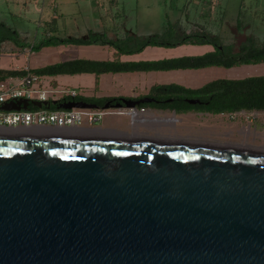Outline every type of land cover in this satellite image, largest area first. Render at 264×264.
Listing matches in <instances>:
<instances>
[{"label":"water","instance_id":"water-1","mask_svg":"<svg viewBox=\"0 0 264 264\" xmlns=\"http://www.w3.org/2000/svg\"><path fill=\"white\" fill-rule=\"evenodd\" d=\"M30 106L47 104L1 109ZM75 131L0 135V264H264L263 151L69 138Z\"/></svg>","mask_w":264,"mask_h":264},{"label":"rangeland","instance_id":"rangeland-1","mask_svg":"<svg viewBox=\"0 0 264 264\" xmlns=\"http://www.w3.org/2000/svg\"><path fill=\"white\" fill-rule=\"evenodd\" d=\"M0 0V22L10 25L23 40L40 41L44 39L46 24L54 14L62 17L57 36L61 38L82 39L78 29L101 28L109 39L124 38L125 27L133 30V34L143 38L165 32L169 24L180 22L182 27L189 24L206 25L209 32L215 34L219 25L220 12L227 11L229 17L237 13L241 0ZM247 7H258L257 16L247 9L241 18L252 24L254 38L261 43L264 40V28L259 26L264 19V0H247ZM166 6V7H165ZM252 6V7H251ZM169 7L171 8L169 12ZM211 18L210 21L205 16ZM181 18L179 21L176 18ZM264 24V20L262 21ZM123 28V29H122ZM216 28V29H215ZM185 30V28H183ZM74 34V35H73ZM76 34V35H75ZM114 38H111L112 35ZM111 35V36H110ZM224 44H231L233 37L225 33L222 35ZM243 38V37H242ZM235 40V38H234ZM237 43V42H236ZM239 44V43H237ZM92 45H66L45 48L34 52L26 50L18 53L11 44L0 49V70L12 71L27 65L37 70L49 65L64 61L92 60L121 62H148L164 59L197 57L214 51L212 46H179L175 48L149 47L140 54L117 57L115 50ZM26 55L28 58H26ZM264 76V64L237 66L231 69L223 67H209L196 71H162V72H133V73H105L60 75L48 77L45 89L74 90L80 96H107L120 99H143L151 93L155 86L178 84L190 89L201 88L207 83L218 80H239L248 77ZM145 112H150L146 110ZM156 113L157 121L153 125L141 127L139 130L153 136L154 133H163L169 138L186 140L195 144L211 146L239 147L242 146L240 135L231 130L217 126L213 120L218 116L202 115L203 113L189 112L174 115L164 112L168 116L162 117L160 111ZM230 119L232 116H228ZM230 119V120H231ZM129 117H121L122 129ZM150 122V121H149ZM150 122V123H151ZM144 125L145 122H142ZM138 126H141L140 124Z\"/></svg>","mask_w":264,"mask_h":264},{"label":"trees","instance_id":"trees-1","mask_svg":"<svg viewBox=\"0 0 264 264\" xmlns=\"http://www.w3.org/2000/svg\"><path fill=\"white\" fill-rule=\"evenodd\" d=\"M204 17V16H203ZM208 17L205 16V19ZM206 19V20H207ZM209 20V19H208ZM210 21V20H209ZM182 27L180 22L169 24L162 34L147 37H137L126 34L121 39H109L101 33H90L87 39L61 38L57 36L56 20L46 24L47 36L40 41L25 42L21 37L5 25H0V49L3 45L12 44L19 51H38L43 48L66 45H92L99 44L115 50L117 57L140 54L149 47L175 48L179 46H212L214 51L197 57H181L148 62H121L74 60L49 65L37 70H0V81L11 77H23L27 74L44 77L60 75L105 73H133V72H162V71H196L209 67H223L231 69L237 66H250L264 64V40L259 43L254 37L248 38L238 49L234 44H224L220 35L209 32L206 25L189 24ZM185 28V30H183ZM149 98L160 103L144 104L142 109L152 108L161 111H175L176 114L189 112L205 113L210 115L234 114L241 111L264 112V76L248 77L239 80L218 79L207 83L201 88L190 89L178 84L159 85L152 88ZM186 99L199 100L202 105H189ZM79 101L96 104L101 108L111 103L117 104L120 98H95L78 95L65 101ZM132 100V99H128ZM172 100V103L166 101ZM31 109H36L31 107ZM56 110V105H51Z\"/></svg>","mask_w":264,"mask_h":264},{"label":"built area","instance_id":"built-area-1","mask_svg":"<svg viewBox=\"0 0 264 264\" xmlns=\"http://www.w3.org/2000/svg\"><path fill=\"white\" fill-rule=\"evenodd\" d=\"M24 71L28 72L29 69ZM48 77L27 74L23 77H11L0 81V135H21V136H48L53 130L76 129L83 130L91 127L107 116H128L131 122L135 119L134 112H145L142 110L130 109H72L52 110L54 102H63L65 99L75 98L79 94L74 90L45 89ZM46 103L41 109L4 111L1 107L18 101ZM72 100H69L70 102ZM241 112L231 114L232 118L241 116Z\"/></svg>","mask_w":264,"mask_h":264},{"label":"crops","instance_id":"crops-1","mask_svg":"<svg viewBox=\"0 0 264 264\" xmlns=\"http://www.w3.org/2000/svg\"><path fill=\"white\" fill-rule=\"evenodd\" d=\"M246 1L247 0H241L238 11L233 16L229 17L226 10H224V12L223 11L220 12L221 17L218 20L219 25H217V27H216L218 29V31L215 34L220 35L221 37L225 33H227V35L228 34L231 35V37H233V42H230V43L234 44L237 49L243 43H245L248 38L254 37L253 32H251L252 24L250 22H247L245 20V18H241L242 13L245 12L247 9H250V11H252V13L255 14V16H257V13L261 11L260 8H258V7H252V6H251L252 8L247 7ZM166 2H167V0L164 2L165 5H166ZM170 10H171V8L169 7V12H170ZM201 16L207 17V14H203ZM61 19H62V17L59 16L58 14H54V16L51 19V20H56L58 31H60L59 24L61 22ZM180 19L181 18H179V17L176 18L177 21H179ZM210 19L211 18L209 17V20ZM260 20H261V22H260L259 26L264 28V24L262 22L264 19L262 18ZM0 25L7 26L10 30L17 33L21 37V39L23 38V34L22 35L19 34V32H17L10 25L4 24L2 21L0 22ZM122 27L126 29L125 30L126 34H130L132 36L134 35L132 32L133 30L126 28L125 24H123ZM78 33H80L82 39H87L89 37L90 33H101V34L107 35L105 30L104 29L102 30L101 28H99V29L95 28V30L88 28V29H85L84 32H81L80 29H78ZM71 37L76 38L75 36H71ZM114 37H115V35L111 36V38H114ZM234 38H235V40H234ZM256 40L258 41V39H256ZM23 41H25V40H23ZM25 42H27V41H25ZM30 42H32V41H30ZM236 42L239 44H237ZM8 45H10V44L7 43V44L3 45L2 48H4L5 46H8ZM45 49L49 50L51 48H45ZM15 50L19 54L21 53V51H19L15 47H14V49L10 50L9 52H13ZM28 52L30 53V51H28ZM26 58H28L27 55H26ZM76 60H80V59H76ZM90 61H92V60H90ZM64 62H68V60L64 61ZM60 63H63V62H60ZM25 69L33 70L31 68V66H29V65H27L21 69H15V70H25ZM86 97L110 98V96L109 97H107V96L96 97V96H92V95L86 96ZM113 98H116V97H113ZM131 99H134V98H131ZM135 99H137V98H135ZM149 111L150 112H138V113L134 112V117H135V119H138L139 121L145 122L143 127L151 128V126L153 125L152 122L155 123V121H157L158 119H157V117H155V115H157L156 113H151V111H156V110H149ZM241 113H242L241 116H239L235 119L230 118L231 120L228 118V116H230L228 114L214 115V116H218V117H217V119L213 120V123H215L217 126L224 127V128L231 130L232 133H237L238 135H240V137H242L241 138L242 146H239V147L264 152V112L241 111ZM160 114L162 117L168 116L166 113H160ZM202 115L207 116L210 114L203 113ZM121 117H124V116H118V117L107 116L103 119V121H101V122H99V123H97L91 127L84 128V131L83 130L82 131H80V130L75 131L72 135L69 136V138L100 139L101 137L99 138L96 134H94V133L88 134L86 132L87 131H89V132L90 131H92V132L93 131L104 132V131H110L113 129L125 131V130H128L129 128H131V118H129V121L126 124V126L128 128L122 129ZM149 121L150 122L152 121V122L150 123Z\"/></svg>","mask_w":264,"mask_h":264},{"label":"flooded vegetation","instance_id":"flooded-vegetation-1","mask_svg":"<svg viewBox=\"0 0 264 264\" xmlns=\"http://www.w3.org/2000/svg\"><path fill=\"white\" fill-rule=\"evenodd\" d=\"M145 98H149V97H145ZM152 99V98H151ZM134 101L140 100V99H132ZM155 100V99H154ZM157 101V100H155ZM159 102V101H157ZM173 102V101H172ZM119 103V102H118ZM62 104V103H59ZM142 106V105H141ZM141 106L137 109V110H142ZM152 108H146L145 110H149ZM156 110V109H155ZM156 111H160V110H156ZM168 112H172L167 110ZM166 111V112H167ZM161 112V111H160ZM164 113V112H162ZM177 115V114H176ZM144 121H136L135 122H131V128H129L128 130L125 131H120V130H110V131H104V132H100V131H87L86 133L88 134H96L100 140H115V141H121V142H131V141H152V142H163V143H192V142H188L186 140H181V139H173V138H169L170 136L168 135H164L163 133H154L153 136H150L148 133L142 132L139 129L141 127H143V123ZM141 126H138V125ZM150 129V128H149ZM81 131V130H80ZM84 131V129H83Z\"/></svg>","mask_w":264,"mask_h":264}]
</instances>
